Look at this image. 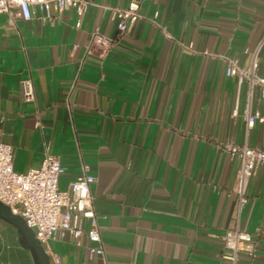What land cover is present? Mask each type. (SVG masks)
I'll return each mask as SVG.
<instances>
[{"label": "crops", "instance_id": "obj_1", "mask_svg": "<svg viewBox=\"0 0 264 264\" xmlns=\"http://www.w3.org/2000/svg\"><path fill=\"white\" fill-rule=\"evenodd\" d=\"M89 1L82 15L0 13V142L12 145L14 169L38 168L51 153L67 190L86 165L109 264H228L223 236L236 222L239 162L223 145L264 146V124L247 120L264 113V97L227 76L223 57L247 63L245 49L264 33V0H145L103 60L86 51L92 31L115 37L117 24L98 5L129 0ZM26 78L32 102L21 97ZM248 196L241 227L256 252L238 264H264V164ZM87 245L50 242L61 264H100ZM0 264H35L1 218Z\"/></svg>", "mask_w": 264, "mask_h": 264}, {"label": "built area", "instance_id": "obj_2", "mask_svg": "<svg viewBox=\"0 0 264 264\" xmlns=\"http://www.w3.org/2000/svg\"><path fill=\"white\" fill-rule=\"evenodd\" d=\"M145 0H129L125 7H109L117 24V34L110 37L94 29L87 53L103 60L119 41L125 37L140 17L139 9ZM89 0H0V13L12 15L17 9V16L30 20L34 17L33 9H40L46 18L54 13L74 9L82 15L89 5ZM165 35L168 31L162 29ZM190 48V47H188ZM264 48V33L253 49H245L247 63L240 65L237 59L223 57L226 60L225 74L235 77L239 83L246 81L250 87L258 86L264 97V76L259 74L260 54ZM96 51V54L94 53ZM21 97L25 102L36 98L34 82L26 78L21 82ZM248 123L255 120L264 124V113L249 114ZM223 147L236 157L239 169L235 183L236 222L227 229L223 236L224 258L228 264H238L241 253L251 257L255 255L256 243L252 234L241 227V213L249 202L248 186L256 170L264 164V146L253 147L232 142ZM64 172L59 157L46 153L41 166L29 169L25 173L14 169V150L12 145L0 142V201L9 206L14 214L21 216L34 231L36 238L50 258V264H61L59 255L53 253L51 241L66 237L77 245H82L85 237L90 258H98L100 264H109L103 245L97 214L93 202L92 185L96 178L88 174V167L82 166V174L74 180L67 190H61L60 177Z\"/></svg>", "mask_w": 264, "mask_h": 264}, {"label": "water", "instance_id": "obj_3", "mask_svg": "<svg viewBox=\"0 0 264 264\" xmlns=\"http://www.w3.org/2000/svg\"><path fill=\"white\" fill-rule=\"evenodd\" d=\"M0 218L16 228L20 235L22 246L30 250L35 264H50V258L34 231L26 224L25 220L14 214L10 207L0 201Z\"/></svg>", "mask_w": 264, "mask_h": 264}]
</instances>
